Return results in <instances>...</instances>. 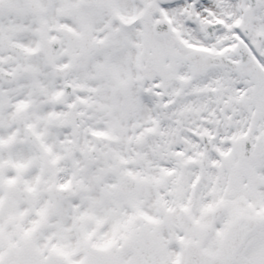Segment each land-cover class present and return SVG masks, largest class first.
<instances>
[{
	"label": "snow or ice",
	"instance_id": "1",
	"mask_svg": "<svg viewBox=\"0 0 264 264\" xmlns=\"http://www.w3.org/2000/svg\"><path fill=\"white\" fill-rule=\"evenodd\" d=\"M0 264H264V0H0Z\"/></svg>",
	"mask_w": 264,
	"mask_h": 264
}]
</instances>
